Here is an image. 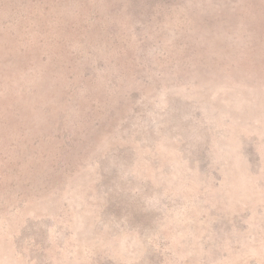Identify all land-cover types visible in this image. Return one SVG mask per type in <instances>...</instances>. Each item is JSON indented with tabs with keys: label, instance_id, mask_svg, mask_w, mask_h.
I'll use <instances>...</instances> for the list:
<instances>
[{
	"label": "rangeland",
	"instance_id": "rangeland-1",
	"mask_svg": "<svg viewBox=\"0 0 264 264\" xmlns=\"http://www.w3.org/2000/svg\"><path fill=\"white\" fill-rule=\"evenodd\" d=\"M0 264H264V0H0Z\"/></svg>",
	"mask_w": 264,
	"mask_h": 264
}]
</instances>
